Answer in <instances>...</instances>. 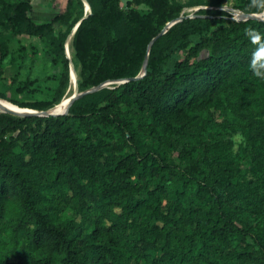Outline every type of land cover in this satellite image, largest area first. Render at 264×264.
<instances>
[{"label":"trees","instance_id":"1","mask_svg":"<svg viewBox=\"0 0 264 264\" xmlns=\"http://www.w3.org/2000/svg\"><path fill=\"white\" fill-rule=\"evenodd\" d=\"M111 1L87 0L91 12L82 19L68 22L59 13L51 22L38 23L28 17L29 0H0V16L19 33L68 22L65 39L81 19L71 39L81 64L78 86L127 79L81 95L61 115L15 116L0 110V264H264V232L242 225L227 209L230 197L220 183L226 152L190 153L201 138L190 133L197 113L227 94L230 106L248 121L249 140L264 143V18L236 21L214 15L227 27L187 47L188 37L207 31L211 20L183 16L151 43L145 74L132 79L147 53L141 42L146 33L151 40L180 16L182 6L168 16L155 6L143 15ZM260 1L243 0L236 8L257 14L264 9ZM91 35L99 40L94 61H88ZM174 45L187 47L185 55L171 70H161ZM206 48L212 52L199 57ZM5 50L0 42V60ZM130 53L134 58L128 65L113 75L104 73L106 62ZM11 102L36 110L52 105ZM121 104L148 116L149 133L161 130L185 165L141 146L131 123L117 117ZM105 122L120 131L119 139ZM62 204L75 216L60 215ZM236 238L238 244L227 249ZM246 239L251 243L240 242Z\"/></svg>","mask_w":264,"mask_h":264},{"label":"rangeland","instance_id":"2","mask_svg":"<svg viewBox=\"0 0 264 264\" xmlns=\"http://www.w3.org/2000/svg\"><path fill=\"white\" fill-rule=\"evenodd\" d=\"M3 1L18 3L24 0ZM29 1L32 4V10L28 12V17L38 23L51 22L52 18L59 13L66 15L69 19L68 22H71L73 19L82 18L91 12V9L86 8L85 4L79 3L78 0ZM110 3L120 9L135 7L143 15H146L155 6L167 16L172 15V11L178 5H181L180 16L182 17H207V19H210L209 29L191 34L188 37L189 44L187 47L194 44L201 37L211 36L212 33L227 27V22L214 21V15L224 16L227 20H245L244 18L238 19L239 17L235 12H242L236 6L242 4L243 0H145L140 4H133L132 0H115ZM260 4L263 5L264 0H261ZM19 20L24 22L21 19ZM173 20L178 19H170L167 23ZM67 23H56L51 30H37L31 34H25L17 32L8 18L0 16V42L6 44V50L0 60L2 70L0 74L1 99L10 103H12L11 101H52L51 106H53L55 103L58 104L62 98L68 97L74 92L70 86L68 71L71 67L78 82L79 80L81 82V64L75 56V49L70 42L71 39L67 38L69 34L65 39L63 37L67 31ZM199 25L203 27L206 22L202 20ZM150 41L149 34L146 33L141 42L148 49ZM65 42L69 58L64 49ZM87 46L89 49L88 61H94L99 53L98 37L91 35ZM187 47L172 46L167 58L161 64V70H171L175 61L185 55ZM211 52L210 48H206L200 52L199 57L209 55ZM64 58L68 60L67 68L64 66ZM133 58V53H130L117 61L106 62L104 73L115 74L120 68L128 65ZM121 81L122 79H111L102 87L113 88ZM77 87L76 90L79 92L86 90L92 92L102 88L85 87L80 84ZM228 93L232 99L236 98L231 89L228 90ZM227 97L228 94L222 95L214 106L197 113V120L191 126L190 133L199 134L201 138L196 142L198 149L192 150L190 153L200 157L204 151H207L211 156L219 154L217 150L220 148L226 152L221 156L220 167L224 168L225 171L220 173L224 174L220 183H222L230 197L227 209L242 225H250L264 232V143L260 139L257 140L256 144L249 140L248 121L237 115L238 113L227 101ZM0 110L5 111L1 108ZM118 112L117 117L119 120L130 122L134 127V137H140L138 143L141 146L150 149L156 148L167 161L179 163L182 167L185 165L184 160L178 156L179 153L176 149L171 147L173 142L167 136H164L161 130L158 129L156 135L149 133L151 124L148 116L122 104L119 106ZM11 114L20 116L14 113ZM104 124L109 126L110 130L108 131L113 133L114 138L119 139L121 136L120 131L110 123L106 124L105 122ZM101 127L104 128V125H101ZM125 150L123 149L118 153H123ZM60 210V215L64 217L75 216L70 206L62 204ZM134 239H138V237ZM240 242L251 243V240L246 239L245 242ZM237 244L238 238L226 248L232 249ZM151 252L159 255L158 251L151 250ZM2 253L0 247V257ZM8 259L12 263L16 262L15 257L9 256Z\"/></svg>","mask_w":264,"mask_h":264},{"label":"water","instance_id":"3","mask_svg":"<svg viewBox=\"0 0 264 264\" xmlns=\"http://www.w3.org/2000/svg\"><path fill=\"white\" fill-rule=\"evenodd\" d=\"M83 1V3L85 4V6H86V3H87V5H88V7H89V9H90V5H89V3L87 2V0H82ZM264 16V13H263V10L260 12V13H257V14H245L244 13V16H240L238 19H241V18H244V19H247V18H261V17H263ZM85 17H87V15L86 16H84V17H82V18H85ZM81 18V19H82ZM179 18H181L182 19V16H180V17H178V18H176V19H178V20H181V19H179ZM80 19V20H81ZM80 20L75 24V26L72 28V30H71V32L69 33V35H68V37L70 36V35H72L73 33H74V31L76 30V28H77V26H78V24H79V22H80ZM178 20H173V21H171V22H169V23H167L166 24V26L165 27H163L162 29H161V31L155 36V37H153L152 39H151V41H150V43H149V46H148V49H147V53H146V55H145V58H144V60H143V63H142V66H141V69H140V72L136 75V76H134V77H132V79H137V78H140L141 76H143L144 74H145V72H146V68H147V54H148V50H149V47H150V45H151V43L160 35V34H162V33H164L165 31H166V27H170L172 24H174L175 22H177ZM67 37V38H68ZM127 79H123L121 82H123V81H126ZM108 82V81H107ZM106 82V83H107ZM106 83H101V84H99V85H97V86H95V87H97V88H99V87H102L104 84H106ZM85 93H88V90H86V91H82V92H79V91H77V90H75L70 96H68L66 99H65V101L64 100H61L58 104H55V105H53V106H51L50 108H48V109H46V110H36V109H31V108H26V107H18V109H20V111H21V114H18V115H20V116H48V115H61V114H65L66 113V111H67V109L70 107V105L78 98V97H80L81 95H83V94H85ZM1 99V98H0ZM59 104H63L62 106H64V108H66V110L64 111V112H54L55 111V109H56V107H57V105H59ZM5 111H8V110H5ZM8 112H11V111H8ZM12 113V112H11Z\"/></svg>","mask_w":264,"mask_h":264},{"label":"bare ground","instance_id":"4","mask_svg":"<svg viewBox=\"0 0 264 264\" xmlns=\"http://www.w3.org/2000/svg\"><path fill=\"white\" fill-rule=\"evenodd\" d=\"M86 8L89 9L87 3H86ZM236 12H238L240 14V16H244V13L239 12V11H236ZM263 13H264V9H263ZM72 35H70V36H72ZM70 36L68 37L69 40L72 39V37H70ZM70 42H71V40H70ZM69 47H70V45H69ZM65 52H66L67 57L69 58V56L67 54V50H66V43H65ZM69 69H70L69 70L70 86H71L72 90L75 91L77 89V78H76V75L74 73V70L73 69L71 70V67ZM66 98H67V96L62 98L61 100L65 101ZM62 105L63 104L57 105V107H56L54 112H64L66 110V108H64V106H62ZM0 108L6 109V110H10V111H12L15 114H21V111H20V109H18L17 105L12 104V103H10V102H8L6 100H3V99H0Z\"/></svg>","mask_w":264,"mask_h":264}]
</instances>
